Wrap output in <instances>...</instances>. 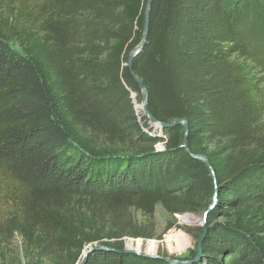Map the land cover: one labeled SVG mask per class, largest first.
I'll return each mask as SVG.
<instances>
[{"label": "trees", "instance_id": "16d2710c", "mask_svg": "<svg viewBox=\"0 0 264 264\" xmlns=\"http://www.w3.org/2000/svg\"><path fill=\"white\" fill-rule=\"evenodd\" d=\"M147 5L0 0V264L15 233L47 264H173L123 238L145 237L135 213L193 205L206 231L185 228V258L131 247L264 264V0H151L130 67Z\"/></svg>", "mask_w": 264, "mask_h": 264}, {"label": "rangeland", "instance_id": "374dc122", "mask_svg": "<svg viewBox=\"0 0 264 264\" xmlns=\"http://www.w3.org/2000/svg\"><path fill=\"white\" fill-rule=\"evenodd\" d=\"M248 33L252 40L256 41L258 30L253 24H249ZM15 48H18L15 46ZM1 178V177H0ZM8 187L6 183L0 181V211L2 208H7L8 204L5 200ZM207 193V190H205ZM206 203H204L205 205ZM204 206H192V209L186 213H179L175 216L168 214L161 208H158L152 217L142 216L140 213L134 215V229L140 230L145 233V237L128 236L123 238L124 244L127 248L136 249L131 247L138 243V240L144 241V248L147 247L148 242L156 243V249L153 251L155 254L160 255H176L177 258H185L188 255L187 249L194 247V240L185 231L186 227H190L198 223L204 216ZM179 234H184L188 240L186 248L177 253L176 250L170 248L167 241L169 237H176ZM176 246V245H174ZM6 261L10 264H47L48 257L37 256L36 252L26 250L25 239L18 233L10 238V245L6 253Z\"/></svg>", "mask_w": 264, "mask_h": 264}, {"label": "water", "instance_id": "95a60500", "mask_svg": "<svg viewBox=\"0 0 264 264\" xmlns=\"http://www.w3.org/2000/svg\"><path fill=\"white\" fill-rule=\"evenodd\" d=\"M150 3H151V0H148V5H147V11H146V20H145V35H144V40L143 42L137 46L130 54V60H129V66L131 67L132 65V59L133 57L139 52V50L142 48L143 44H144V41L147 37V32H148V26H149V6H150ZM137 80H138V83L140 84L141 88H142V102H141V107L144 111V113L146 114V116L153 122H156L157 121L154 119V117L151 115V113L149 112L148 110V92H147V89L146 87L144 86L143 82L136 76ZM171 124H183L185 127H186V134L185 136L187 135V124H186V121L184 120H177V121H174L172 122ZM185 141H184V145H185ZM186 146V145H185ZM196 158L204 161L209 168H211L210 164H209V161L208 159L203 156V155H194ZM207 214V211L204 212V216H203V219H202V226L204 228V232L206 231L205 229V216ZM203 238H204V234L198 239L197 241V257H199L202 253V241H203ZM128 251H132V252H135V253H138V254H143L145 256H151V257H154V258H163L164 260L170 262V263H179V262H182V263H187L191 260H187V259H183V260H180V259H170L168 257H163V256H160V255H152V254H149V253H145L143 251H140V250H137V249H127ZM86 256H87V252L84 254L81 262L79 264H84V262L86 261Z\"/></svg>", "mask_w": 264, "mask_h": 264}]
</instances>
